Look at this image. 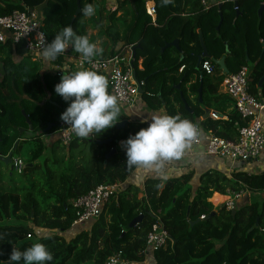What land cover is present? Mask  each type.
Returning <instances> with one entry per match:
<instances>
[{
	"label": "trees",
	"instance_id": "trees-1",
	"mask_svg": "<svg viewBox=\"0 0 264 264\" xmlns=\"http://www.w3.org/2000/svg\"><path fill=\"white\" fill-rule=\"evenodd\" d=\"M80 1L81 8L94 5V0ZM116 1V11L108 13L110 21L117 20L129 3L130 22L122 32L112 29L109 35L114 47H134V67L143 59L144 71L136 74L145 82L142 97L161 107V90L169 116L178 115L191 122L204 118L203 106L212 109L227 120L208 118L201 122L202 126L217 137L236 141L239 129L247 126L248 120L241 118L228 95L219 93L223 76L217 75L221 71L217 68L214 75L208 76L197 71L196 66L200 57L215 65V60L227 55L233 64L232 73L242 67L251 68L250 93L264 97V84L258 88L264 77V13L258 27V11L264 0H238L239 13L243 14L239 18L231 2L203 12L200 0H154L157 26L146 13L145 0ZM27 8L42 12L44 32L50 42L66 26L87 36L82 25L85 17L82 13L76 17L77 0H0V16ZM175 40L180 42L182 60L175 48L160 55L165 45ZM67 54L79 53L69 47ZM25 55L23 44L14 45L8 40L0 45V156L6 158L18 141L16 151L21 144L35 143L29 149V161H23L33 167L21 175L28 176L26 182L30 184L23 180L22 188L0 193V261L9 264L13 247L22 251L39 242L52 252L51 264H105L119 252L132 264L143 263L149 254L153 255V264H264V198L236 208L235 215L226 205L215 208L212 204L216 196L219 203L222 196L234 193H263L264 174L241 171L229 177L210 170L200 177L195 189H186L192 174L167 181L148 178L143 189L129 185L105 205L98 218L84 223L85 227L91 225L89 229L79 231L68 241L63 235L78 219L73 202L98 186L127 182L136 168L126 166L125 150H117L118 143L146 126L131 123L120 130L113 126L89 139L77 138L68 147L57 140L54 146L61 145L68 152L50 164L51 158L46 157L45 167L41 166L38 161L46 153L42 137L57 131L68 102L54 92L61 78L46 73ZM112 150L117 153L105 164ZM140 217L141 223L130 228ZM158 218L169 231L171 241L166 249L150 253L147 237Z\"/></svg>",
	"mask_w": 264,
	"mask_h": 264
},
{
	"label": "built area",
	"instance_id": "built-area-1",
	"mask_svg": "<svg viewBox=\"0 0 264 264\" xmlns=\"http://www.w3.org/2000/svg\"><path fill=\"white\" fill-rule=\"evenodd\" d=\"M229 2L233 4L234 11L239 13L238 0H200L203 12H208L213 7ZM105 8L109 12H115L117 6L112 3ZM145 8L152 24L157 26L158 10L155 1L146 0ZM8 40L14 45L23 44L26 50L24 57L45 67L48 74L58 78H61L64 73L69 74V72L81 69H89L104 75L109 83L110 92L119 97L124 108H134L141 97L139 89H143L145 82L137 79L133 46H120L113 55L95 57L90 63L83 62L81 54H67L68 49L55 60L45 61L40 53H42L43 46L50 43V40L44 32V16L41 11L29 8L25 11H14L8 16H0V45L6 44ZM59 58L63 60L61 63ZM138 68L143 70L141 62ZM184 68L185 66L180 69V72ZM216 69L217 66L211 60L203 59L200 66L201 72L212 76ZM250 77L251 68L242 67L237 73L225 77L220 86L223 93L233 100L235 110L241 118L248 120L247 126L239 129L237 140L228 141L217 137L212 131L205 133L201 123L193 122L200 130V134L190 142L189 149L203 146L205 155L220 161L241 165L259 160L264 156V124L260 118L261 112L264 110V100L258 99L250 93ZM209 118L213 121L222 120L215 113H211ZM56 135L64 147H68L78 138L63 121L58 124ZM12 160L14 171L18 175H22L25 165L23 160L20 158ZM122 191L123 185L105 184L74 201L73 208L77 211L78 219L73 226H80L98 218L105 205ZM243 195L244 192L234 193L231 200L225 204L228 210L235 211L236 201L240 200ZM147 238V252L150 253L166 249L171 241L169 231L159 218L152 225ZM105 264L132 263L126 261L122 252H119L111 256Z\"/></svg>",
	"mask_w": 264,
	"mask_h": 264
},
{
	"label": "clouds",
	"instance_id": "clouds-1",
	"mask_svg": "<svg viewBox=\"0 0 264 264\" xmlns=\"http://www.w3.org/2000/svg\"><path fill=\"white\" fill-rule=\"evenodd\" d=\"M169 2L164 0V3ZM81 13L85 18L94 16V5H84ZM69 47L81 54L86 63L103 53V48L91 42L88 36L78 35L71 26H66L43 46L40 55L45 61L55 60ZM108 89L105 76L89 69L64 73L55 85V94L68 102L60 120L71 128L76 137L89 139L93 134H101L115 126L120 120L122 102ZM143 123L148 126L122 141L126 166L150 171L161 181H167L166 163L182 158L200 130L193 122L178 115L153 114L150 121ZM53 258L47 246L37 242L22 251L13 247L8 261L9 264H51ZM0 264L5 262L0 261Z\"/></svg>",
	"mask_w": 264,
	"mask_h": 264
},
{
	"label": "crops",
	"instance_id": "crops-1",
	"mask_svg": "<svg viewBox=\"0 0 264 264\" xmlns=\"http://www.w3.org/2000/svg\"><path fill=\"white\" fill-rule=\"evenodd\" d=\"M92 35H94V36L98 35V31L97 30H94V31L89 30V36L88 37H89L91 42L97 43V45L99 47L103 48V53L100 55L102 57L111 56L110 55L111 52L114 53L121 46V44H118L116 47H114L112 40L105 37V36H98V38L94 39V37L92 38ZM224 58H225V66H226L228 73L227 74L224 73L222 70H220L217 67L221 71V73L218 74L217 76L218 77L223 76V79L225 77H227L228 75L234 74V73H232V69H233L232 62L231 63L228 62L227 55H225ZM16 59L19 60V58H16ZM140 62L142 64V68H143L142 71L138 68ZM41 67H43V66H41ZM43 68L46 70L45 67H43ZM135 68H136V70H135L136 74H137V71H139V72L144 71L143 59H139ZM46 73H48V72L46 71ZM220 86H221V84H220ZM220 86H219V93L224 94ZM258 88H259V84H258ZM259 89H261V88H259ZM108 90L110 92V88ZM160 92H161V90H160ZM144 94L141 95L140 99L138 100L137 105L134 108H131V109L125 108L121 111L120 114L122 116L116 124L127 122L126 126L124 128H121V129H125L127 127V125L131 124V123L136 124V125L141 124V125H145L147 127L148 126L147 123H143V121H145V120L150 121L151 115H153V114L169 115V113H168V111L164 105L165 104L164 100H162V97L161 98L158 97L162 101L161 107H156L155 105L154 106L152 105V101H150V100L147 101V99L142 97ZM257 98L264 100V97H262L261 95H258ZM189 99L192 102L195 101L194 96L191 94L189 95ZM202 108H203L204 113H205V109H208L205 106H203ZM208 110H210V114L215 113V114L219 115L222 120H227L225 116H222L221 114L215 112L214 110H212V109H208ZM260 118L264 124V110L261 112ZM202 119L203 118H200V120H197V121L199 123H201L203 121ZM203 128H204V126H203ZM204 130H205V128H204ZM205 131H206L205 133H207V130H205ZM54 135H55L56 140L55 139L48 140V137L51 135H45L42 137V142L46 148L45 152L48 149L52 148L54 146V144L56 143V141L58 140L56 132L54 133ZM118 149L122 150V151L125 150L123 145H122V142L118 143L117 150ZM210 170L220 171L229 177H231V175L233 173L240 172V171L244 172L248 175H261V174H264V156H262L259 160H256V161H253V162H250L247 164H242V165L241 164H231L228 161H220L216 158L205 155L204 147L201 146V147L192 148V149L187 148L185 151V154L183 155L182 158L175 160V161H170V162L166 163V166H165V172L168 176V179L169 178H179V177H181L183 175H187V174L193 175L192 180L190 182V185L186 186V189L187 188L195 189L199 184L200 177ZM148 178H158V177L150 171L143 170V169H136V171L130 177H128L127 182L123 185V190L125 188H127L129 185L136 186L140 189H143L144 183H145L146 179H148ZM215 194H217V193H215ZM142 197H143V194H141L139 196V198H142ZM222 197L227 199L226 202L228 200H231V197H229V196H222ZM259 198H264V194L261 192L256 193V194L250 193V192H244V195L242 196V198L240 200L236 201V206H237L236 208H239L240 206H244L246 204H251V203H253V200H256ZM226 202H225V204H226ZM219 203H218V205H219ZM76 227L78 230L75 229L73 226V228L71 230L72 232L69 231L68 233L63 235L68 241L70 239H72L76 234H78L79 231L89 229L91 227V225H88L87 227H85V225L83 224V225L76 226ZM153 263H154L153 255L149 254V255H147L144 262L141 264H153Z\"/></svg>",
	"mask_w": 264,
	"mask_h": 264
},
{
	"label": "rangeland",
	"instance_id": "rangeland-1",
	"mask_svg": "<svg viewBox=\"0 0 264 264\" xmlns=\"http://www.w3.org/2000/svg\"><path fill=\"white\" fill-rule=\"evenodd\" d=\"M146 1V0H145ZM115 4L116 6H118V3L116 0H94V7H95V14L94 16L90 17V18H84L82 20V25L85 27V31L87 33V36H89V30H97L98 31V35H92V38L94 37V39L98 38V36H105L109 39L110 35L109 34H113L112 29L118 31V32H122L123 29H125L129 22H130V13H131V5L129 3H127L123 9H121V11L119 12V18L117 20H115L114 22L110 21L109 19V11L106 12L105 7L108 5L110 6V4ZM38 10V9H37ZM251 65L253 64L250 63ZM40 65V64H38ZM125 109L124 107H121V111ZM194 122L199 123L197 120H195ZM51 136L48 137V140H53L55 138L54 134H49ZM33 142H27L24 144H21L20 149L18 151H16L14 153V157L13 158H22L23 161L25 163H27L29 161V149L34 147ZM68 151L65 152V149L61 146V145H56L50 149H48L44 155V157H42L38 163H40L41 166L45 167V158H51L50 161H48V164H50L52 162V160H54L57 156H61L64 153L66 154ZM28 178V176H21L18 175L15 171L11 170L10 166H5L3 163L0 162V193L4 190H8V189H20L23 187V180L26 182V179ZM27 185L30 184V182H26ZM218 194V193H217ZM221 196V195H220ZM214 197V195H213ZM213 197L210 199V202L212 203V199ZM231 197V196H229ZM220 200V198H216L213 201V206L215 208L219 207V206H223L225 205V202L221 203L222 201H220L219 205H218V201ZM78 230V229H77ZM28 238H30V236H27ZM33 238V236H32Z\"/></svg>",
	"mask_w": 264,
	"mask_h": 264
},
{
	"label": "water",
	"instance_id": "water-1",
	"mask_svg": "<svg viewBox=\"0 0 264 264\" xmlns=\"http://www.w3.org/2000/svg\"><path fill=\"white\" fill-rule=\"evenodd\" d=\"M80 2H81L80 0H77V12H76V17L79 16V15L81 14V9H82V8H81V3H80ZM263 13H264V5H262L261 8H260L259 11H258V19H259L258 27H259L260 22H261V20H262ZM242 15H243L242 13H237V14H236V17L239 18V17H242ZM222 21H223V20L221 19V22H220V24H219V27L221 26ZM171 48H175V49L180 53V55H181V60H182V58H183V52L181 51L179 40H175V41H173L172 43L166 44L165 47L161 50V54H160V55H162L166 50L171 49ZM202 61H203V57H200V58L198 59V63H197V66H196V70H197V71H200V66H201ZM214 63H215V65H216L220 70H222L224 73H226V74L228 73V72H227V69H226V66H225V58H224V57L221 58L220 60H215ZM200 75H201V74H200ZM200 78H201V77H200ZM263 84H264V77H263V78L260 80V82H259V88H262V85H263ZM202 89H203V81H202V79H201V86H200V88H199L200 104H202V102H203V101H202ZM178 90H180V86H178ZM139 91H140V94H141V95L145 93L144 90H143L142 88H140ZM158 97L161 98V92L158 94ZM181 97H182V94H181ZM182 98H183V97H182ZM183 103H184L185 109L188 110V105L186 104L185 100H183ZM209 115H210V110L205 109V116H204V118H203L202 120H206V119H208V118H209ZM26 118H27V117H26ZM27 122H28V124L30 125V122L28 121V119H27ZM126 124H127V122H123V123H120V124H116V125H115V128H116V130H120L121 128H124V127L126 126ZM19 143H20V141H18V142L14 145V148H13L12 152H11L6 158L0 156V162L3 163L5 166H10L12 171H14L13 160H12V159H13V157H14V153H15L16 150L18 149ZM100 144H101V145H103V144H107V142H100ZM116 153H117L116 150H112V152L107 156L105 164L107 163V160H108L112 155H114V154H116ZM32 167H33V165H24V168H23V169H24V171H25L26 169H29V168H32ZM232 213H233V215H235V214H236V211H233ZM214 214H215V213H214ZM141 221H142V218H141V217L135 219V220L131 223L130 228L135 227L136 225H138L139 223H141Z\"/></svg>",
	"mask_w": 264,
	"mask_h": 264
},
{
	"label": "bare ground",
	"instance_id": "bare-ground-1",
	"mask_svg": "<svg viewBox=\"0 0 264 264\" xmlns=\"http://www.w3.org/2000/svg\"><path fill=\"white\" fill-rule=\"evenodd\" d=\"M226 200H227V199L224 198L223 201H222L221 203L225 202Z\"/></svg>",
	"mask_w": 264,
	"mask_h": 264
}]
</instances>
